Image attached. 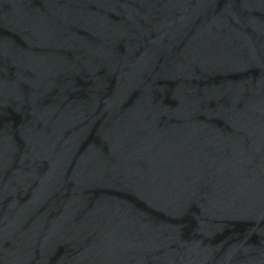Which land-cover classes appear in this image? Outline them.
I'll use <instances>...</instances> for the list:
<instances>
[{"label": "water", "instance_id": "water-1", "mask_svg": "<svg viewBox=\"0 0 264 264\" xmlns=\"http://www.w3.org/2000/svg\"><path fill=\"white\" fill-rule=\"evenodd\" d=\"M264 253V0H0V264Z\"/></svg>", "mask_w": 264, "mask_h": 264}]
</instances>
